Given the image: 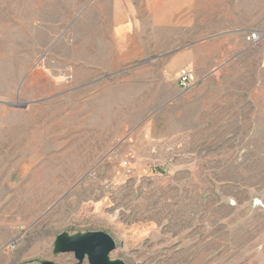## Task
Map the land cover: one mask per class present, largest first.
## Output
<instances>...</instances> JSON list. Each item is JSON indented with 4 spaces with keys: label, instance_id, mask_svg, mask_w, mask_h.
<instances>
[{
    "label": "rangeland",
    "instance_id": "1",
    "mask_svg": "<svg viewBox=\"0 0 264 264\" xmlns=\"http://www.w3.org/2000/svg\"><path fill=\"white\" fill-rule=\"evenodd\" d=\"M121 1L0 0V264H77L63 231L126 264H264V0L181 23ZM186 66L224 92L187 96Z\"/></svg>",
    "mask_w": 264,
    "mask_h": 264
},
{
    "label": "crops",
    "instance_id": "2",
    "mask_svg": "<svg viewBox=\"0 0 264 264\" xmlns=\"http://www.w3.org/2000/svg\"><path fill=\"white\" fill-rule=\"evenodd\" d=\"M143 7L146 8V11L153 16V20L158 23H167V22H193L195 19L193 18L202 16L210 11H203L201 8L207 6V0H143ZM135 5L134 2H130L126 0V3L122 2L119 4L121 7H130ZM120 11L117 12V14ZM129 13V12H127ZM132 14V13H131ZM222 14V13H219ZM213 83V85H211ZM227 83L221 79H205L202 81L194 82L193 85L187 88L186 95L189 96L191 94H198L200 97H205V94L212 93H222L224 92L222 84ZM233 83V82H232ZM227 85V84H226ZM210 86L219 87L220 90L210 91V89L204 90L205 88H209ZM230 90H225L229 94V96L233 98L241 97L244 93V88L241 89L240 84H230Z\"/></svg>",
    "mask_w": 264,
    "mask_h": 264
},
{
    "label": "water",
    "instance_id": "3",
    "mask_svg": "<svg viewBox=\"0 0 264 264\" xmlns=\"http://www.w3.org/2000/svg\"><path fill=\"white\" fill-rule=\"evenodd\" d=\"M18 107L19 104H9ZM116 249L115 239L104 231H87L70 235L63 231L57 234L54 252L74 253L77 264H126L120 259L113 260L111 252Z\"/></svg>",
    "mask_w": 264,
    "mask_h": 264
},
{
    "label": "built area",
    "instance_id": "4",
    "mask_svg": "<svg viewBox=\"0 0 264 264\" xmlns=\"http://www.w3.org/2000/svg\"><path fill=\"white\" fill-rule=\"evenodd\" d=\"M263 37L261 30H250L245 34L246 41L251 44H257ZM195 73L189 66L182 67L179 71V85L187 89L191 87L195 81Z\"/></svg>",
    "mask_w": 264,
    "mask_h": 264
}]
</instances>
